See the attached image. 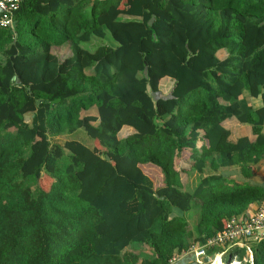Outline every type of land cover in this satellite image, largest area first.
Instances as JSON below:
<instances>
[{
  "label": "trees",
  "instance_id": "1",
  "mask_svg": "<svg viewBox=\"0 0 264 264\" xmlns=\"http://www.w3.org/2000/svg\"><path fill=\"white\" fill-rule=\"evenodd\" d=\"M79 1L0 27V264H171L264 198V0Z\"/></svg>",
  "mask_w": 264,
  "mask_h": 264
},
{
  "label": "built area",
  "instance_id": "2",
  "mask_svg": "<svg viewBox=\"0 0 264 264\" xmlns=\"http://www.w3.org/2000/svg\"><path fill=\"white\" fill-rule=\"evenodd\" d=\"M24 0H0V27L9 28L14 25L15 12L20 8ZM264 238V198L257 205L256 210L249 216H234L227 220L225 227L215 235L208 237L204 242L196 241L189 248L176 253L170 260L171 264L176 263L186 256L192 255L197 264H216V260L221 255L215 252L209 255L208 250L217 247L233 245L238 242L262 240ZM257 241V242H258ZM249 245V243L246 242ZM205 257H209L205 261ZM254 259L253 252L250 250L249 260ZM242 262L234 258L227 264H241Z\"/></svg>",
  "mask_w": 264,
  "mask_h": 264
},
{
  "label": "crops",
  "instance_id": "3",
  "mask_svg": "<svg viewBox=\"0 0 264 264\" xmlns=\"http://www.w3.org/2000/svg\"><path fill=\"white\" fill-rule=\"evenodd\" d=\"M88 1H91V0H88ZM88 1H85L84 4H86V7L89 9L92 3L88 2ZM69 7H70L69 4H64V5H62L60 7V11L66 12V9L68 10ZM72 15L73 16H71L70 18L67 19V22H71V24H74L75 23V20H74L75 19L74 18L75 15H74V13H72ZM49 16H50V13L49 14L44 13V17L45 18H47ZM65 47H67V45L66 46H62V48H60V49H57L59 55H63L64 54ZM248 99L256 107H258V106H260L262 104V99L260 97L259 98H248ZM233 120H235V121H233ZM229 122H232L234 125L233 124L232 125L229 124ZM224 125L232 130V138L234 140H237L238 137H240L242 135H250V136H252V128H251V126L248 125V124H241L234 118L227 119L224 122ZM129 131H133V128L131 127ZM222 170H224V172L227 173L226 176H227V178L229 180L231 179L232 181H237L239 183H242V182L245 183V181H249L252 184H260V185L264 186V158L262 159V161L256 167L253 168V171L256 174L254 176L250 177L249 179L245 178L243 175H241L242 170H241L240 166L239 167L238 166H236V167L235 166L234 167L233 166L222 167ZM242 177H244L245 181L242 180ZM257 205L258 204L254 205L251 209H247L244 212V215H242V216L243 217H247L249 214L251 215L256 210ZM246 242H251V241H246ZM246 242H238V243H235L233 245H228V246H224V247H217L218 251H216V252L221 254L218 259L223 264H227L228 262L222 261V257L227 256V258H230L232 248L240 247L241 249L245 248V250H246L245 251V255L243 256V259H242L243 260L242 264L248 263L250 250L253 252L252 247H251L253 243H250L251 245L250 244L248 245V244H246ZM253 257H254V253H253ZM192 258L194 259V257L192 255L186 256V257L182 258L181 260L177 261L174 264H191V262H193ZM192 264H194V263H192Z\"/></svg>",
  "mask_w": 264,
  "mask_h": 264
},
{
  "label": "rangeland",
  "instance_id": "4",
  "mask_svg": "<svg viewBox=\"0 0 264 264\" xmlns=\"http://www.w3.org/2000/svg\"><path fill=\"white\" fill-rule=\"evenodd\" d=\"M102 42L110 44L112 46L117 45L116 41L111 36H108L106 40L101 39L99 41V43H102ZM168 83H170V81ZM165 87H167V85ZM233 121H235V120H233ZM232 122H229V124L232 125L233 124ZM125 128H126V131H125V129H124V131H125V133H127V132H129L131 126L130 125H125ZM73 137H78V138H80V140L82 142H84V143L87 142L88 145H91V146L93 145V140L88 136V134L85 132L84 129H80V131L74 133ZM143 168L153 178V180L155 181L156 186L162 185L164 183L163 182V174H162V172L160 171V169L158 167H156L154 165H144ZM245 251L246 250L243 249L238 254V258L240 260L243 259V256L245 255ZM222 261H226L227 262L228 261L227 256L222 257Z\"/></svg>",
  "mask_w": 264,
  "mask_h": 264
},
{
  "label": "water",
  "instance_id": "5",
  "mask_svg": "<svg viewBox=\"0 0 264 264\" xmlns=\"http://www.w3.org/2000/svg\"><path fill=\"white\" fill-rule=\"evenodd\" d=\"M252 207L251 206H249V208L248 209H251ZM250 216V214L247 216V217H249ZM209 260V257H205V261H208Z\"/></svg>",
  "mask_w": 264,
  "mask_h": 264
},
{
  "label": "bare ground",
  "instance_id": "6",
  "mask_svg": "<svg viewBox=\"0 0 264 264\" xmlns=\"http://www.w3.org/2000/svg\"><path fill=\"white\" fill-rule=\"evenodd\" d=\"M216 264H223V263L219 259H217Z\"/></svg>",
  "mask_w": 264,
  "mask_h": 264
}]
</instances>
